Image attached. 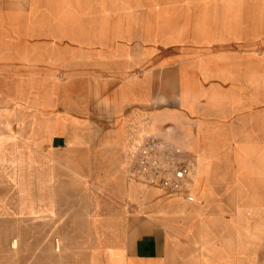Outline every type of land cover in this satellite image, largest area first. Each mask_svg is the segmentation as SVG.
<instances>
[{"label":"crops","instance_id":"1","mask_svg":"<svg viewBox=\"0 0 264 264\" xmlns=\"http://www.w3.org/2000/svg\"><path fill=\"white\" fill-rule=\"evenodd\" d=\"M0 90L3 154L17 134L43 158L24 163L26 203L54 217L58 190L74 219L65 264H254L264 249V0H0ZM149 137L203 170L194 201L129 177Z\"/></svg>","mask_w":264,"mask_h":264},{"label":"rangeland","instance_id":"2","mask_svg":"<svg viewBox=\"0 0 264 264\" xmlns=\"http://www.w3.org/2000/svg\"><path fill=\"white\" fill-rule=\"evenodd\" d=\"M2 92L0 90V97H2ZM21 91L15 90L10 91V94L6 98L8 101L16 100L19 93ZM18 102V101H17ZM19 103V102H18ZM38 106L41 104L38 101ZM13 104H11V108L13 109ZM2 109V105H0V110ZM21 124L24 123L21 120ZM36 120L33 115V120L30 123V133L33 134V143L38 147L42 143L43 140L41 138L36 139V135L40 136L41 130L44 128L43 124ZM11 130H13V127ZM2 124L0 123V136L2 134ZM17 135V134H16ZM12 134L9 137L10 139V157L7 158V148L4 150L3 147L7 144L8 138L0 137V162H9V170H5V175L9 178L10 188H9V196L8 200H2V185L0 184V221H8L9 220V230L7 233L3 232V224L0 223V264H65V258L68 255H73L74 251L77 249L68 248L66 242L71 239V237H79V235L69 234V233H61L60 229H67L64 226L66 225H74L73 218L67 217L69 211H64L66 214L64 217H61L59 213H62L59 206V195L55 192L53 196V215L54 217H39L35 218V215L40 211H37L36 206H34V201H28L26 203L25 194L29 193L28 191V178L29 176L34 177L33 170L29 172L25 170V162H29L30 165H34L36 163H40L42 155L36 156L34 152H30L26 154L25 148H19L17 136ZM166 141L177 144L171 138H166ZM22 147H24L22 145ZM22 149V150H21ZM48 155V154H47ZM47 158V156H44ZM49 157V156H48ZM194 174L192 176V193L195 194L197 189H205L203 186L201 177L203 175L202 169H194ZM130 167L128 170V175L131 179L134 177L131 176ZM2 178V167L0 166V180ZM54 188V187H53ZM31 189V187H30ZM20 195H22L23 200L20 201ZM49 209V208H48ZM47 209V210H48ZM45 213V212H44ZM47 214V213H46ZM3 215H7V219L3 217ZM6 229V228H5ZM189 227L188 230H190ZM258 225L256 224L254 227L250 228L249 232H253L251 234L256 240L258 239ZM233 255L232 251L223 250L219 253V257L221 258H229ZM254 264H264V249L255 252V262Z\"/></svg>","mask_w":264,"mask_h":264},{"label":"built area","instance_id":"3","mask_svg":"<svg viewBox=\"0 0 264 264\" xmlns=\"http://www.w3.org/2000/svg\"><path fill=\"white\" fill-rule=\"evenodd\" d=\"M184 151L164 139L149 137L136 150L130 167L131 176L139 181L170 193L189 191L194 167L185 159Z\"/></svg>","mask_w":264,"mask_h":264}]
</instances>
